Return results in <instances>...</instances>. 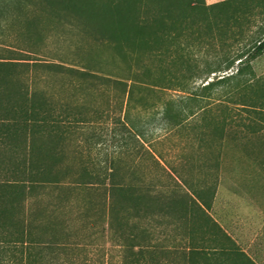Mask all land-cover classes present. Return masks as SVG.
<instances>
[{"label": "rangeland", "instance_id": "1", "mask_svg": "<svg viewBox=\"0 0 264 264\" xmlns=\"http://www.w3.org/2000/svg\"><path fill=\"white\" fill-rule=\"evenodd\" d=\"M263 38L264 0H0V198L19 223L0 238L46 222L37 211L87 233L101 195L80 183L95 175L142 192L174 187L176 174L201 188L216 171L212 207L182 211L190 220L172 236L229 251L198 264H264V53L251 56ZM138 63L166 85L125 112L116 80ZM101 253L87 264L121 257Z\"/></svg>", "mask_w": 264, "mask_h": 264}, {"label": "trees", "instance_id": "2", "mask_svg": "<svg viewBox=\"0 0 264 264\" xmlns=\"http://www.w3.org/2000/svg\"><path fill=\"white\" fill-rule=\"evenodd\" d=\"M147 22L148 18L143 16L142 23ZM144 43L143 40L142 44ZM152 50L153 48L150 52ZM262 53L264 38L254 46L251 56L256 58ZM162 80L163 76L156 77L150 66L144 63H138L137 69L131 68L125 80L117 79L116 83L126 87L125 112L132 106H147L145 97L139 95V92L153 93L157 87L166 85ZM210 85L211 82L205 86L208 88ZM3 114L5 113L0 111V118H4ZM167 118L168 114H165V119ZM154 160L164 169L169 167L165 158L159 154ZM170 176L174 178V187L162 186L142 192L120 185L116 182L114 173L106 178L95 175L93 181H83L86 185L80 184L96 190L94 193L101 195L102 200L99 203L97 200L91 201L94 207L86 216V223L90 224L89 231L76 234L68 225L70 221L66 220L67 224L64 225L66 221H58L53 211H37L36 215L45 216L42 219H46V222L39 223L36 218H31L27 220L25 230L19 229L16 235L5 232L6 236L0 238V264H87L99 261L96 259L98 253L102 252L103 255L111 250L120 251L121 257L116 259L113 255L106 260V264L158 263L161 260L159 255L174 252L188 255L190 264H198V257L204 251L211 250L212 255L218 251L229 254L228 249L221 247L213 237L198 238L189 234L187 239L185 233L177 237L171 233L174 222L176 228L181 230V223L187 224L190 220L189 214L182 211H203L212 207L219 177L216 171L212 172V178L204 180L201 188L192 186L186 176ZM1 198L0 227L8 230L18 228L19 223L13 217V212L17 209L16 203L11 198ZM122 200L125 201L124 204ZM30 213L32 217L33 213ZM109 239L112 247L106 245ZM75 251L77 252L73 255Z\"/></svg>", "mask_w": 264, "mask_h": 264}]
</instances>
